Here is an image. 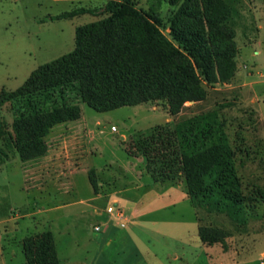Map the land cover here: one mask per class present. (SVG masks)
<instances>
[{"label": "rangeland", "instance_id": "1", "mask_svg": "<svg viewBox=\"0 0 264 264\" xmlns=\"http://www.w3.org/2000/svg\"><path fill=\"white\" fill-rule=\"evenodd\" d=\"M131 1L165 21L171 14L167 0ZM225 1L237 69L230 82L207 85L204 100L184 102L177 115L166 100L99 112L67 87L63 95L81 116L51 129L44 155L22 160L10 137L0 136V264H28L27 241L48 231L60 264H264V0ZM106 3L0 0V94L72 52L76 28L107 17ZM82 7L96 15L56 18ZM214 109L226 122L246 199L238 216L195 206L184 177L157 181L151 158L137 150L155 130ZM14 119L10 101L0 105L3 133L13 132ZM113 204L124 210L126 227L109 213ZM201 225L227 237L203 242Z\"/></svg>", "mask_w": 264, "mask_h": 264}, {"label": "trees", "instance_id": "2", "mask_svg": "<svg viewBox=\"0 0 264 264\" xmlns=\"http://www.w3.org/2000/svg\"><path fill=\"white\" fill-rule=\"evenodd\" d=\"M165 21L155 9L144 11L131 0H107L108 16L76 28V48L42 64L17 90L0 94V105L14 109L12 140L22 160L47 152L45 136L62 122L80 118L81 109L67 103L74 87L84 103L99 112L154 100H166L177 115L186 101H202L207 85L230 82L237 69L235 29L225 0H167ZM92 13L76 8L56 16ZM169 29V35L164 30ZM137 150L149 160L157 181L184 177L195 206L238 216L246 199L238 176L235 150L220 110L183 118L174 128H159L141 138ZM200 239L211 244L227 237L201 225ZM28 264H60L51 232L29 238Z\"/></svg>", "mask_w": 264, "mask_h": 264}, {"label": "built area", "instance_id": "3", "mask_svg": "<svg viewBox=\"0 0 264 264\" xmlns=\"http://www.w3.org/2000/svg\"><path fill=\"white\" fill-rule=\"evenodd\" d=\"M108 211L109 213L113 214L117 220L121 222L122 227H126L127 217L121 207H118L117 204H113L108 206ZM96 229H99V227H96Z\"/></svg>", "mask_w": 264, "mask_h": 264}, {"label": "crops", "instance_id": "4", "mask_svg": "<svg viewBox=\"0 0 264 264\" xmlns=\"http://www.w3.org/2000/svg\"><path fill=\"white\" fill-rule=\"evenodd\" d=\"M130 221V220H129ZM128 226V225H127ZM202 241V240H201Z\"/></svg>", "mask_w": 264, "mask_h": 264}]
</instances>
